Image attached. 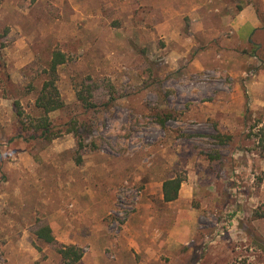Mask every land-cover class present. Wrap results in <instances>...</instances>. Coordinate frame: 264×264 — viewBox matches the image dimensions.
Masks as SVG:
<instances>
[{
  "label": "rangeland",
  "instance_id": "1",
  "mask_svg": "<svg viewBox=\"0 0 264 264\" xmlns=\"http://www.w3.org/2000/svg\"><path fill=\"white\" fill-rule=\"evenodd\" d=\"M251 1L3 0L0 264H64L36 236L43 224L60 243L84 240L76 264H264V241L248 233L264 237L255 215L264 204V48L209 39L222 15ZM57 49L69 58L57 81L66 107L49 116L85 123L82 164L74 133L31 150L11 143L13 101L42 114L36 100ZM93 82L97 103L116 100L83 115L77 91ZM160 110L174 115L165 128ZM176 176L185 178L179 196L166 202L163 182Z\"/></svg>",
  "mask_w": 264,
  "mask_h": 264
},
{
  "label": "trees",
  "instance_id": "2",
  "mask_svg": "<svg viewBox=\"0 0 264 264\" xmlns=\"http://www.w3.org/2000/svg\"><path fill=\"white\" fill-rule=\"evenodd\" d=\"M34 1V0H33ZM3 0H0V7L2 5ZM212 43V42H211ZM203 45L200 49H206L209 47L210 43H202ZM4 45L0 42V50ZM258 53V52H256ZM259 54V53H258ZM257 55V54H256ZM69 60L67 54L62 50H55L52 54V58L49 62L48 68L45 69L47 74V79L44 81L42 89L36 100V107L40 109L41 115L39 117L29 116L20 99L16 98L13 101V107L16 114V131L17 134L11 137V143L19 140H23L28 148L32 149V144L37 139H44L47 142H51L53 139L61 136L63 133H74L77 139V147H76V163L82 164L83 162V151L86 147L82 135H80V129L82 128L84 122L80 123L78 118H73L66 123L63 124H55L50 119L49 114L53 111L60 110L66 107V104L61 96L60 90L57 85L58 81V69L61 65L67 63ZM152 63V62H149ZM2 75L5 77L6 84H10V75L2 70ZM101 87L100 84L93 83H84L82 88L77 91L78 101L81 103L83 108V115L88 112L97 111L101 108L107 109L110 108L111 105L116 100V97L111 92V97L108 101L103 103H97L94 100L95 91ZM11 88V87H10ZM8 98H12L7 96ZM249 111L246 112V115ZM155 119L157 123L165 128L167 122L174 117L172 111L168 110H160L155 113ZM253 125L252 127H256ZM217 128V126H216ZM259 137V146L264 149V125L259 128L257 133ZM216 137L219 139L221 143H226L232 139L231 135L218 133ZM185 178L181 176H176L173 178L166 179L163 182V198L166 202L174 201L179 196V191L181 189V185ZM255 215L258 218L264 217V204L259 209L256 210ZM36 236L43 240L47 244H51L54 246L55 250L61 255L62 261L64 264H76L84 256V250L82 247L71 244H63L57 241L52 227L49 224H43L38 227L36 230ZM250 236L255 238L256 242H263L264 237H256L253 235V232L248 230Z\"/></svg>",
  "mask_w": 264,
  "mask_h": 264
},
{
  "label": "crops",
  "instance_id": "3",
  "mask_svg": "<svg viewBox=\"0 0 264 264\" xmlns=\"http://www.w3.org/2000/svg\"><path fill=\"white\" fill-rule=\"evenodd\" d=\"M259 1L261 5L264 6V0H258V2ZM254 2L257 1L253 0L250 3H246V5H242L243 7L241 9L238 8L237 11H234L233 8L229 7L230 11L235 12V16L232 17L230 13L222 15L220 17V22L216 23L214 28H212L216 33H212V36H210L211 38L209 39H211L213 43L216 41L221 43L222 41L224 45H226L225 41L227 40L237 42L238 44H247L250 42L254 45L256 51L264 48V19H261L258 16ZM215 11H219V8L216 7ZM203 28L204 27L201 26L198 29ZM229 30L230 32L232 30L234 35L227 39L226 36ZM209 52L221 56V54L214 49H209ZM83 241L84 240L80 238V240L72 242L76 244L82 243Z\"/></svg>",
  "mask_w": 264,
  "mask_h": 264
}]
</instances>
